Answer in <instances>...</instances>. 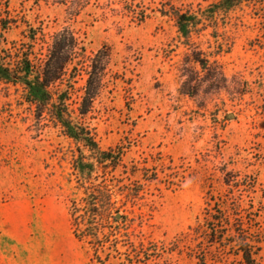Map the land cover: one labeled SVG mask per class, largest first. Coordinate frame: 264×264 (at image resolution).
<instances>
[{
	"label": "rangeland",
	"instance_id": "obj_1",
	"mask_svg": "<svg viewBox=\"0 0 264 264\" xmlns=\"http://www.w3.org/2000/svg\"><path fill=\"white\" fill-rule=\"evenodd\" d=\"M216 1L0 0V52L12 59L30 49L28 28L34 62L72 33L75 114L99 52L98 94L76 118L100 150L122 149L86 182L102 204L93 240L73 167L87 151L0 81V264H242L207 242L213 203L239 218L264 264V0L188 41L170 15Z\"/></svg>",
	"mask_w": 264,
	"mask_h": 264
},
{
	"label": "trees",
	"instance_id": "obj_2",
	"mask_svg": "<svg viewBox=\"0 0 264 264\" xmlns=\"http://www.w3.org/2000/svg\"><path fill=\"white\" fill-rule=\"evenodd\" d=\"M261 1L217 0L196 11L173 9L170 15L174 19L178 39L188 41L199 28L216 24L218 17L244 4ZM36 34V30L28 28L27 38L30 49L21 52L14 59L7 52H0V81L20 86L22 98L26 103L43 108L47 115L59 125L65 136L87 151V154L80 151L81 157L74 161L73 167L78 184L85 194V213L88 224L85 232L94 240L97 230L96 220L100 216L102 204L97 195L89 192L86 182L95 167L117 164L121 158L122 149L117 147L107 151L100 150L88 129L78 121L76 116H83L88 112L90 104L98 94L104 67L98 61L100 54L97 52L87 68L81 102L75 114L68 104L74 80L78 75L76 66H72L76 50L75 39L67 29L57 32L52 36L45 59L42 62H34L32 49ZM206 211L207 219L204 221L203 231L210 245L233 253L240 258L242 264H260L257 260V250L248 238L249 232L239 218H235V223H231L225 212L215 203L208 204ZM194 231H197V228Z\"/></svg>",
	"mask_w": 264,
	"mask_h": 264
},
{
	"label": "crops",
	"instance_id": "obj_3",
	"mask_svg": "<svg viewBox=\"0 0 264 264\" xmlns=\"http://www.w3.org/2000/svg\"><path fill=\"white\" fill-rule=\"evenodd\" d=\"M64 264H80V263L79 262L78 263H76V262H65Z\"/></svg>",
	"mask_w": 264,
	"mask_h": 264
}]
</instances>
